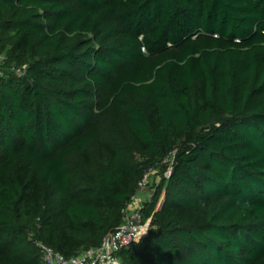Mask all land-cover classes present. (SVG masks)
<instances>
[{
  "label": "trees",
  "instance_id": "trees-1",
  "mask_svg": "<svg viewBox=\"0 0 264 264\" xmlns=\"http://www.w3.org/2000/svg\"><path fill=\"white\" fill-rule=\"evenodd\" d=\"M0 53V264L99 246L149 169L121 264H264V0H0Z\"/></svg>",
  "mask_w": 264,
  "mask_h": 264
},
{
  "label": "built area",
  "instance_id": "built-area-1",
  "mask_svg": "<svg viewBox=\"0 0 264 264\" xmlns=\"http://www.w3.org/2000/svg\"><path fill=\"white\" fill-rule=\"evenodd\" d=\"M4 62V56L0 53V76H2L1 67ZM10 69L17 76L25 73L24 65H13ZM172 163L173 156H171L169 166L164 172L166 178L170 175ZM153 173L154 171L151 169L144 173L137 183L134 194L122 210L121 223L103 237L99 246L83 250L76 256L67 258L51 247L38 242L37 246L43 264H121L119 252L128 245L135 243L137 239L140 240L148 232L150 218L143 220L142 208L150 200L154 190L149 182V178Z\"/></svg>",
  "mask_w": 264,
  "mask_h": 264
},
{
  "label": "rangeland",
  "instance_id": "rangeland-1",
  "mask_svg": "<svg viewBox=\"0 0 264 264\" xmlns=\"http://www.w3.org/2000/svg\"><path fill=\"white\" fill-rule=\"evenodd\" d=\"M146 191H147V190H146ZM146 191H145V192H146ZM162 199H163V198L160 197V199H159V201H158V204H157V208L160 206V204H161V202H162Z\"/></svg>",
  "mask_w": 264,
  "mask_h": 264
},
{
  "label": "clouds",
  "instance_id": "clouds-1",
  "mask_svg": "<svg viewBox=\"0 0 264 264\" xmlns=\"http://www.w3.org/2000/svg\"><path fill=\"white\" fill-rule=\"evenodd\" d=\"M137 243L139 242V240L137 239V241H136Z\"/></svg>",
  "mask_w": 264,
  "mask_h": 264
},
{
  "label": "water",
  "instance_id": "water-1",
  "mask_svg": "<svg viewBox=\"0 0 264 264\" xmlns=\"http://www.w3.org/2000/svg\"><path fill=\"white\" fill-rule=\"evenodd\" d=\"M162 203V202H161ZM161 205V204H160ZM160 207V206H159Z\"/></svg>",
  "mask_w": 264,
  "mask_h": 264
}]
</instances>
